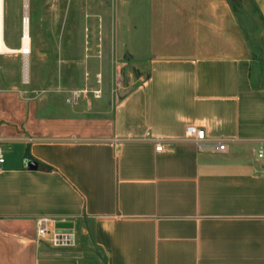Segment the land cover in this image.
Wrapping results in <instances>:
<instances>
[{
    "label": "crops",
    "instance_id": "0c3cea01",
    "mask_svg": "<svg viewBox=\"0 0 264 264\" xmlns=\"http://www.w3.org/2000/svg\"><path fill=\"white\" fill-rule=\"evenodd\" d=\"M149 1L129 90L56 114L0 90V264H264V79L239 18L230 0ZM42 217L72 223L74 245L40 239Z\"/></svg>",
    "mask_w": 264,
    "mask_h": 264
},
{
    "label": "rangeland",
    "instance_id": "374dc122",
    "mask_svg": "<svg viewBox=\"0 0 264 264\" xmlns=\"http://www.w3.org/2000/svg\"><path fill=\"white\" fill-rule=\"evenodd\" d=\"M233 2L250 41L262 49L257 51L253 76L261 75L263 80V21L251 0ZM27 6L32 40L30 81L23 82L20 53L2 54L0 90L19 89L32 96L41 95L44 108L56 114L72 110L65 97L83 104L97 97L98 91L104 95L106 90V100L108 88L127 91L147 75V60L141 53L149 52V0H29ZM23 11V0H4L5 41L10 47L20 46ZM107 45L119 49L113 54L106 50ZM75 232L79 238L77 226Z\"/></svg>",
    "mask_w": 264,
    "mask_h": 264
},
{
    "label": "built area",
    "instance_id": "2783aa9c",
    "mask_svg": "<svg viewBox=\"0 0 264 264\" xmlns=\"http://www.w3.org/2000/svg\"><path fill=\"white\" fill-rule=\"evenodd\" d=\"M25 17L23 15L22 19V35L20 38V45L23 44V39L25 37L24 28H25ZM28 23H29V31L28 35L31 38L30 34V16L28 17ZM32 44V40H31ZM32 47V45H31ZM6 54V53H0V55ZM23 57V82L28 83L30 81L29 79V73L28 77L25 78L24 71H25V59L27 58L28 61V72L30 70V64H29V56L31 52H21L20 53ZM73 96H76V93L73 94ZM186 137L193 141L197 147L200 150L204 149H211L213 151L222 152L226 151L228 148V143L226 140L218 139V140H209L207 138V134L204 128L198 127L196 125H189L186 128ZM157 150H162V145H158L156 147ZM259 157H264V140L261 142V145L259 147L258 152ZM5 162V156L3 154V151L0 147V165ZM59 221L53 220L49 217H42L38 220L37 223V235L40 239H43L47 242H49L53 247H70L74 245L75 243V233L72 230V227H60L58 226Z\"/></svg>",
    "mask_w": 264,
    "mask_h": 264
},
{
    "label": "bare ground",
    "instance_id": "6f19581e",
    "mask_svg": "<svg viewBox=\"0 0 264 264\" xmlns=\"http://www.w3.org/2000/svg\"><path fill=\"white\" fill-rule=\"evenodd\" d=\"M29 3V0H23V12H24V17H25V28H24V33L25 37L23 39V44L20 45L18 48L10 47L7 45L5 41V26H4V0H0V53H21V52H31V38L28 35L29 31V23H28V17H29V12H28V6L27 4ZM28 61L27 58L25 59V71L24 75L25 78L28 77Z\"/></svg>",
    "mask_w": 264,
    "mask_h": 264
},
{
    "label": "trees",
    "instance_id": "16d2710c",
    "mask_svg": "<svg viewBox=\"0 0 264 264\" xmlns=\"http://www.w3.org/2000/svg\"><path fill=\"white\" fill-rule=\"evenodd\" d=\"M251 2L254 4V7L256 8V12L259 14V17L262 19V21H263V23H264V17L262 16V14H261V12H260V10H259V8H258V6H257V4L255 3V1L254 0H251ZM230 3H231V7H232V9H233V12L235 13V15H237V17L239 18V8L237 7V4H235L234 2H233V0H230ZM239 22H240V25H241V28L243 29V31H244V34H245V37H246V40H247V42H248V44H249V47L251 48V50H252V53H253V58L256 60L258 57V52L259 51H262V49L260 48H258V46L259 45H254V43H252V41H250V38H249V35H248V33L244 30V28L242 27V24H241V21H240V18H239ZM262 44H263V46H264V41L262 40ZM258 51V52H257ZM261 53V52H260Z\"/></svg>",
    "mask_w": 264,
    "mask_h": 264
},
{
    "label": "water",
    "instance_id": "95a60500",
    "mask_svg": "<svg viewBox=\"0 0 264 264\" xmlns=\"http://www.w3.org/2000/svg\"><path fill=\"white\" fill-rule=\"evenodd\" d=\"M58 226H60V227H72V223H70V222H59Z\"/></svg>",
    "mask_w": 264,
    "mask_h": 264
}]
</instances>
